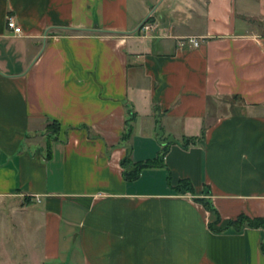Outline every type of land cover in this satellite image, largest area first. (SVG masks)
Listing matches in <instances>:
<instances>
[{"label": "crops", "instance_id": "0c3cea01", "mask_svg": "<svg viewBox=\"0 0 264 264\" xmlns=\"http://www.w3.org/2000/svg\"><path fill=\"white\" fill-rule=\"evenodd\" d=\"M206 189L264 218V0H0V264H264Z\"/></svg>", "mask_w": 264, "mask_h": 264}, {"label": "trees", "instance_id": "16d2710c", "mask_svg": "<svg viewBox=\"0 0 264 264\" xmlns=\"http://www.w3.org/2000/svg\"><path fill=\"white\" fill-rule=\"evenodd\" d=\"M150 18H147L144 22L149 21ZM135 113L131 112L129 117L126 120L125 130L121 134V141H125L128 139L132 132V124L131 121L134 119ZM59 131V123L55 120L49 121L45 126V135H46V156L50 154V142L56 136L57 132ZM203 135V132H202ZM198 138L197 137H189L183 138L182 143L183 146H187L190 142H195ZM167 143L163 145L156 156L152 158H148L141 161H133L131 158V147L129 146L126 149V153L124 157L120 160V165L123 168L122 175L126 181H132L138 178L140 172L144 168L149 167H162L164 166V156L166 153ZM173 190L178 194H185L190 193L194 194L193 187L188 179L180 178ZM209 191L206 189L204 190V195L201 197H195L194 200L200 203L207 211L213 214L215 217L213 222L209 223V228L214 232H222L229 228L234 230H241L243 227L249 228H261L264 230V218L263 217H249L244 214H239L236 218L230 219L227 223L222 227H215L214 225L219 222L220 216L217 209L212 204L211 199L207 196ZM262 249L264 251V242L262 243Z\"/></svg>", "mask_w": 264, "mask_h": 264}, {"label": "built area", "instance_id": "2783aa9c", "mask_svg": "<svg viewBox=\"0 0 264 264\" xmlns=\"http://www.w3.org/2000/svg\"><path fill=\"white\" fill-rule=\"evenodd\" d=\"M6 26L12 32L13 35L21 34V28L16 24L15 19L12 15L7 16ZM177 44L179 47L189 46L195 48L199 46V40L194 36H189L178 40Z\"/></svg>", "mask_w": 264, "mask_h": 264}, {"label": "rangeland", "instance_id": "374dc122", "mask_svg": "<svg viewBox=\"0 0 264 264\" xmlns=\"http://www.w3.org/2000/svg\"><path fill=\"white\" fill-rule=\"evenodd\" d=\"M224 101V100H223ZM224 103V102H223ZM168 142V140H165V141H159L158 144L159 146H163L165 145L166 143Z\"/></svg>", "mask_w": 264, "mask_h": 264}]
</instances>
